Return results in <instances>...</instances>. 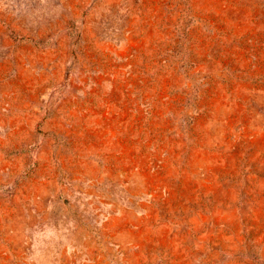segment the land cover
<instances>
[{
	"label": "rangeland",
	"instance_id": "rangeland-1",
	"mask_svg": "<svg viewBox=\"0 0 264 264\" xmlns=\"http://www.w3.org/2000/svg\"><path fill=\"white\" fill-rule=\"evenodd\" d=\"M0 264H264V0H0Z\"/></svg>",
	"mask_w": 264,
	"mask_h": 264
}]
</instances>
